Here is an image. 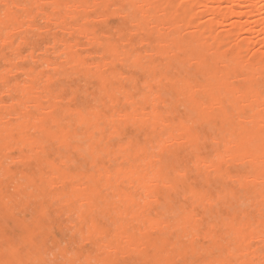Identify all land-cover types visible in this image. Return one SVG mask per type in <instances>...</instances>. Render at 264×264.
Returning <instances> with one entry per match:
<instances>
[{"label":"rangeland","instance_id":"obj_1","mask_svg":"<svg viewBox=\"0 0 264 264\" xmlns=\"http://www.w3.org/2000/svg\"><path fill=\"white\" fill-rule=\"evenodd\" d=\"M68 1L70 3L72 2V0ZM115 1V7H111L110 12L108 11V13H106V18L104 21L106 24L105 29L103 31H98L97 35L95 36L96 41L88 46L86 44V35H81L78 32L61 30L62 28L59 29V25L57 23L53 22L52 20L49 21L48 19H45L44 14L36 13V17L33 22L36 28L32 31V33L27 35L28 43L22 45L19 49L14 48L8 50V55L5 61L4 58L0 57V72H4L3 68L5 69L6 67L10 70V72L6 75V78L0 80V92H2L1 90H8L0 94V189L3 190L2 199L9 208L7 211H4V208H0V254L2 251L6 252V246L8 243L10 244L17 241L16 233H19L23 230V226L19 225V222L22 221L23 225L34 228L36 231V234L38 235L35 237L36 245L32 249L18 250V252L13 255H11L10 252L6 253V255L9 254L6 259V264H13L18 260L23 261L22 264H147L146 260L140 259V253L138 251H142L143 248H145V246H142V244L144 245L147 240L155 238L159 235L170 240V245L166 247V250L168 254L171 255L169 261L174 264H209L211 261L217 263L221 259H228L232 260L233 262L236 261V264H242L246 258L241 256L236 251L237 241L232 235L227 233V229L223 225V222L227 221V215L230 216V214L233 212L236 214H242L245 211H249L251 213L250 218L252 225L259 228L263 227L264 229V206L262 208V215L259 216L256 213L259 203L255 202V199H246V192L242 184H239L237 181L232 182L227 177H214L215 173L212 169L209 168L208 170L206 166H201L195 162L196 157L194 153L189 152L173 155L172 153L167 152L166 155L169 160L166 162L167 165L164 164L166 165L164 170L168 171L169 175L174 176H177V174L174 172L176 169H180L181 172H186L189 183L193 184L197 189L206 193V195L209 197H213L211 206L207 207L206 213H202L203 215L201 214V221L198 222V226H200L204 231V238L194 241L190 232V226H187L183 232L179 230L180 233H178L175 227V221L179 220V215L177 214L175 216L176 213H165L164 219L170 222V224H173L170 226L169 230H152L151 228L143 226L141 216L137 215L136 211L139 209L140 212L142 209L147 208L145 209L147 213H153L155 210L159 211L162 209V206L157 201L151 202L150 205H145L142 202L143 198L141 199V197H144V190L141 189L138 182L136 181L134 182L130 179L135 186L129 184L130 181H126L124 184L125 187L123 186L126 193L135 196L136 201H125L120 197V201H118L119 199L117 194H119V191L115 187L116 172L119 170L135 172L136 170V172L139 171L143 173L145 178L148 177V174L149 176H152V171L154 172L159 168L158 163L153 161V157L159 153L160 148L158 149L157 146L160 140H162V138H167L171 132L177 134L181 129L180 126L177 124H172L170 127H167L163 130H155V123L153 121L146 122L144 125L146 135L143 134V137L140 138L141 148L139 149L137 155L134 157H124L125 152L117 146V144L122 141L119 138H113L112 135L109 134L112 126L107 125L102 132L100 131L96 133L95 131V134L91 131L92 133H88V135L81 130H76V134L73 133V131H70L69 133L73 136L71 137L72 140H69L74 143L75 146L77 145V150L75 151L70 147L69 143H61L55 140L58 135L57 128L54 127L47 131V135L41 129L36 128L32 122L33 116H37L41 112V108L39 106L32 105L31 103V105H28L29 98L34 93L35 95H39V101L41 104H46L47 100L52 98V95L56 93H61L62 97H66L70 100L72 99V104L76 103L80 105L83 110H85L88 106L97 107L99 104V101L94 100L88 91V81L91 78V75L77 73V68L74 64H65L58 69L54 67V63L60 64L64 60L60 59L61 52V56L65 58L63 51L65 49L63 47L64 45L58 44L53 48L54 42L59 38H63L66 42L72 41V43H76L77 53L80 54L81 57H84L85 55L89 56V62L94 64V66L93 64L91 65L93 72L100 71L102 69V62L104 61V58L109 59L111 57L110 53L105 49V47L102 48L99 45V42L107 40L115 43L120 48V50L122 49L124 40V43L128 44V46H126L127 48H132L134 52L139 51L140 60L142 63L153 62L158 68L162 70H166V68L169 66L168 57L157 54L150 55L147 53L143 46L144 37L133 32L135 23L133 22L132 25V20L126 23L122 31L117 28L118 16L115 15V11L117 8H119V5H122L124 8L125 6L127 7L126 11L124 10L125 12H129L130 10L128 5H126L125 0ZM151 1L160 12L156 15V18L159 20L160 24H162V29L158 30L157 32H146V35L153 39H157L159 35L164 36L169 34L174 27H176L180 32L178 34L180 37L185 39L196 37L197 33H194L195 29L193 28V24L202 26L208 25V23H210L213 18L211 13L213 7H216L221 11L223 8L229 10L226 14V17L220 18L221 15H218L217 22L213 25H209V27L201 32L203 40L207 44L217 41L219 42V47L221 49H227L226 51L228 52H230L229 50L232 48L235 55L237 56V59H245L247 62H250V64L252 63L256 65V67L258 66L260 70H264V21L260 20L262 13L260 14L258 10L249 11L243 0ZM73 2H75V0ZM88 3L89 5L94 6V0H88ZM1 4L2 3L0 2V5ZM204 9L206 12L203 11ZM101 12L102 9L98 8L97 6L91 7L86 15H84L82 12L75 18H67L65 23L68 24L66 26L68 27L69 25L68 28H70L72 24L73 26H83L88 24L97 25L100 23V19H98V17ZM49 13L55 15L57 10L55 8H51ZM92 17H94V20ZM85 18L86 20H83ZM147 25L149 27L153 25L151 20L147 21ZM239 25H241L242 28H235ZM44 27L46 28L44 29ZM103 32L106 33V35L103 34ZM13 34L14 33L12 31H9L6 35L11 36ZM1 36L5 37L4 34ZM53 40L55 41L53 42ZM220 40L224 41L225 44H220ZM153 45L158 46V42L154 41ZM87 51L88 54H86ZM23 54L25 55V58L21 57ZM48 60H50L53 65H48ZM190 64L191 63L188 60L178 64L179 70L176 69V74L173 76L177 84H181L187 79L188 73L186 71L189 70ZM114 69L121 71L126 75L134 73V68L132 67L131 62L127 61L116 63ZM228 70L230 71V74L233 78L239 75L238 73L240 69L235 66H229ZM11 71L14 72L11 73ZM48 73L53 77L54 81L52 93H41L40 89L44 82L43 75ZM138 73L141 74V71ZM244 73L246 76L250 74L248 70ZM247 73L249 74L247 75ZM146 77V80L149 81V83L153 86L152 88L154 89L152 91L151 88L141 86L142 89L140 91L144 95L142 94V96L140 95L136 98L142 103V107L145 110H150L152 107V102L150 99L146 101L145 96L152 97L153 93L157 90L158 85L157 80H154L152 75H150V78L149 76ZM31 79H33L32 83ZM189 79H192L191 82H193V84L199 90L196 93V98L205 105H208L209 102L213 100L214 96H219L215 85L207 87L206 89H200V85L204 84L206 81H210L214 84V81L208 76L207 73L199 74ZM12 81L14 83H12ZM23 81L24 84L28 82L27 85H24L22 83ZM248 84L249 82L247 79L241 77L232 83L235 91H221L219 97L220 104L217 105L215 109H211L209 111L207 110L210 113L205 115L206 122L198 120V126L197 124L195 125L200 131L202 138V149L203 152L208 156V159L214 158V155L217 153V151L222 149L224 146V139L229 136L224 128L220 127L219 125H214V122L212 123L209 121L218 120L220 116L223 115L224 111L226 113L225 115L233 119L235 123L239 124V122L247 120V123L245 124L246 131H264V123L260 125L258 123L250 122L248 119L257 117L258 115L264 116V114L259 112L258 109L250 103H244V105L236 101L239 94H247L248 97L253 96V98L261 94L264 96V78L257 79L255 82L249 85ZM124 86H126V88H131L128 84ZM248 86L251 87V91L249 92ZM35 88H38V90ZM23 89L25 90L23 91ZM125 90L121 89L120 91L123 92ZM118 94L121 95L119 91ZM46 96L47 100L43 99V97ZM4 101L10 103L7 105V103L4 104ZM2 102L3 104H1ZM252 102L255 103V101ZM66 107L67 109L63 116V122L65 124L69 123V119L72 118V105H66ZM185 107L186 106L184 105H180L178 107L179 113L188 112V108ZM124 109L133 111L134 106H127ZM14 113L18 115L16 116ZM238 115L240 118H238ZM162 118L167 119V115L164 114ZM25 120L26 122L29 121L28 125H24ZM3 122L4 124H2ZM17 128H19V130ZM177 129H179L178 132ZM28 137L32 138L29 139ZM214 138H216L215 141H213ZM14 140L17 141V143H14V145L11 146V149L7 148L8 150L6 151V147L12 144ZM28 140L31 142L29 141V143ZM43 142L44 146H46L48 149V154L42 159L43 161L41 166H38L36 162L40 156L38 150L43 145ZM90 142L93 144H99L97 150L93 151L91 148H88ZM175 144L177 143L175 142ZM181 144L186 145L184 142H181ZM80 145L84 146L85 148H79ZM111 145L114 147H111ZM175 146L177 145L171 146V149H174ZM118 149L119 154L116 152ZM86 150L88 151L86 152ZM148 150L150 152H148ZM115 152L117 155L114 154ZM84 153H86V155ZM108 153L110 155H108ZM24 154L26 156H24ZM59 154L61 155L59 156ZM16 155L17 157H15ZM18 155L21 157V160L17 159L19 158ZM29 155H32L30 159L28 158ZM90 157L91 159H88ZM13 158L15 160H13ZM125 158H127V160H125ZM142 159H144V161ZM50 160L54 161L53 167L48 164ZM62 161L64 163H62ZM113 161L115 164L112 165ZM101 165H104L110 170L111 173H114L111 178H108L106 175L100 176L96 172L98 167H102ZM117 168L119 169L118 171ZM48 169L51 171L54 169L52 172H54V174L57 172L58 176L66 173L67 177L71 178L72 175H74L73 178L76 181L70 186L69 189L74 201L72 204H66L65 198H61L60 196L55 198L51 197V199L46 198L48 199V204H46V212L43 215H40V223L36 226H33V219L36 216L34 213L36 204L34 203V199H29V201H27L26 194L29 192L30 194L35 192L37 193L38 188H43L46 191L51 190L52 186L50 185V182L55 183L59 179H56L57 175H52V177L45 176L43 172L49 171ZM150 169L152 171H150ZM25 173L34 179V189L29 184ZM208 174H210L211 177H207ZM89 178L92 181H89ZM148 178L150 179L147 180V184L152 182L150 185H156L159 182V178L157 177ZM152 179H155V181L158 180V182L155 183V181ZM99 187L103 188V192L107 195V198L104 204L96 207V209L89 213L87 209L81 205L80 201L84 199L82 195L89 194L91 196L93 189H99ZM223 188L237 191L238 199L231 197V195L228 196L224 194ZM217 193L219 195H217ZM184 197L186 198L187 202L190 203L191 208L198 209L200 211L205 209L195 198L184 195L182 196L180 194L176 195V198L179 200H185ZM229 198H231L234 206L227 210V202ZM136 202L141 206L137 205ZM105 204H112L115 210L105 214L103 211L106 207ZM216 204L218 205L216 206ZM128 214H133V217L131 215L129 216ZM96 216L102 221L104 227V234L102 235H90L88 233V225ZM139 229H141V231ZM126 230H129L128 234H134L136 236L140 247L136 246L135 249H131L129 245H126L127 243L123 238H118L116 236V234L119 232H122L125 234V236H128V234H126ZM219 230H222L221 242L227 247V249L222 252L211 249L212 238H214L213 234L218 233ZM85 239L89 240L86 241ZM102 241H104V243ZM251 247H253L250 249V251H252L251 256L259 262L264 260V240L262 238L255 239L251 243ZM181 248L185 250V254H179ZM83 255L86 258L89 257L88 262ZM105 258L108 260L103 261Z\"/></svg>","mask_w":264,"mask_h":264},{"label":"bare ground","instance_id":"obj_2","mask_svg":"<svg viewBox=\"0 0 264 264\" xmlns=\"http://www.w3.org/2000/svg\"><path fill=\"white\" fill-rule=\"evenodd\" d=\"M73 1L74 0H72V2ZM0 2L2 3L0 5V57L4 58V61L7 58L8 50L14 48L19 49L22 45L28 43L27 35L29 33H32V31L36 28L33 24L36 17V13L44 14L45 19H48L49 21L52 20L53 22L57 23L59 25V29L62 28L61 30L78 32L81 35L82 34L86 35V40H87L86 44L88 46L96 41L95 36L97 35V32L103 31L105 29L106 24L104 23V21L106 18V13H108V11L110 12L111 7H115L114 5L116 3L115 0H94V6H97L98 8L102 9V12L99 14L98 17V19H100L99 21L100 23L97 25L88 24L83 26L82 25L73 26L72 24V26L68 28L69 25L68 27L66 26L68 23H65L67 18L70 17L75 18L82 12L84 15H86V13L89 12V9H91V7H94L89 5L88 0H75V2L73 3L72 2L70 3L68 0H0ZM243 2L246 4V7L249 9V11L258 10L260 14L262 13L260 20L264 21V0H243ZM125 3L126 5H128L130 11L125 12L127 7L125 6L124 8L122 5L121 6L119 5V8H117V10L115 11V15L118 16L117 28L122 31L126 23L132 20V25L133 22L135 23V28L133 32H135L136 34H140L144 37L143 46L146 49L147 53H149L150 55L157 54L168 57L169 66L166 68V70H162L158 68L153 62L142 63L140 60L139 51L134 52L132 48L131 49L127 48L126 46H128V44L124 43V40L121 50L115 43L107 40V41L99 42V45L102 48L105 47V49L110 53L111 57L109 59L104 58V61L102 62V69L100 71L93 72L91 68V65L93 63L89 62V56L85 55L84 57H81V55L78 54L76 51V47H77L76 43H72V41L66 42L64 41L63 38H59L56 41L53 40V42L55 41L53 48L56 47V45L58 44L64 45L63 47L65 48L63 50L65 58L61 56L62 55L61 48L63 47L60 48L61 51L58 50L61 52L60 59H64L63 62L60 64L54 63V67L58 69L65 64L68 65L74 64L77 68L76 69L77 73H85L87 75H91V78L88 81V91L94 100L99 101V104L97 107L88 106L85 110H83V108L80 105L76 103L72 104L73 101L72 99L70 100L66 97H62L61 93L60 94L56 93L52 95V98H50L49 100H47V96L43 97V99L47 100V103L41 104L39 101L40 98L39 95H35L34 93L33 95L30 96L28 105L31 104L37 105L41 108V112L37 116H33L32 118L33 120L32 122L34 123L35 127L44 131L45 134H47V131H49L50 129L54 127L57 128L58 135L55 140L61 143H69L70 147L76 151L77 145L75 146V144L70 141L72 140L71 137L73 136L72 134L69 133L70 131H73V133L75 134L77 132L76 130H81L87 133V135L88 133L91 134L92 132H94L95 134V131L96 133L100 131L102 132L105 126L109 125L112 126L111 130L109 131L110 132L109 134L112 135L113 138L115 139L119 138L122 141L119 144H117V146L120 147L125 152L124 153L125 156L124 155L122 156L134 157L137 155L139 149L141 148L140 138L143 137V134L146 135L145 126H144L146 122L153 121L155 123V128H154L155 130H160V129L163 130L167 127H170L172 124H177L178 126L181 127L180 130L177 129V132L178 130L179 132L177 134L171 132L167 138L164 139L162 138L159 144L157 142L158 144L157 148L158 149L160 148L159 153L155 156L152 154L154 156L153 161L155 163H158L159 168L154 172L150 169L153 175L149 176L148 174V177H157L159 178V182L158 180L155 181V179L154 180L152 179L153 181H155V183L156 182L158 183L156 185H152V184L150 185V183L152 182L147 184V180L150 178L146 177L147 178L146 179L145 176H143V173L139 171L136 172V170H135L136 173L134 171L132 172L121 171L117 168V171L118 170L119 171L116 172L115 175L116 176L115 187L119 191V194H117L118 199L120 197L122 200L125 201H131V202L136 201L134 195L128 194L124 190L125 187L124 184L126 181H130L129 184L131 185H133L132 181L134 182L136 181L138 182L141 189L144 190L143 191L144 197H141V199L143 198L142 202L145 205H150L151 202L157 201L162 206V209H160L159 211L155 210L153 213L152 212L147 213L145 211V209L147 208L142 209L140 212L139 209L136 211V214L141 216V221L143 226L151 228L152 230H166V229L169 230L170 226L173 224H170V222L164 219L165 213L166 212L176 213L175 216L178 214L179 220L178 221L176 220L175 221L176 223L175 222L174 223L176 224L175 227L178 233H180L179 230L183 232L185 231V228L187 226H190V232L194 241L204 238L205 237L204 231L200 226H198V222L201 221L200 219L202 218L203 215L202 213H206L207 207L211 206L213 197H209L208 195H206V193L197 189L193 184L189 183L186 172L183 171L181 172L180 169H176L174 172L177 174V176H174V175H169L168 171L164 170L165 166L167 165L166 162L169 160L166 155L167 152L172 153L173 155H179L190 152L195 154L196 157L195 162H197L201 166H206L208 170L209 168L213 170V172L215 173L214 177H218V178L227 177L232 182L237 181L239 184H242L246 192L245 194L246 199L249 200L255 199L256 200L255 202L259 203V207L256 209V213L259 216H261L262 208L264 206V131L262 132L246 131L245 124L247 123V120H243L242 122H239V124L235 123L233 119L225 115L226 113L224 111L223 115L220 116L218 120L215 121L209 120V121L212 123L214 122L213 123L214 125H219L220 127L224 128L229 134V136H227L224 139V146L222 147V149L217 151V153L214 155V158L208 159V156L203 152L202 149V144H201L202 138L200 135V131L195 126L196 124L198 126L199 124L198 120L206 122L205 115L210 113L208 111L211 109H215L217 105L220 104L219 97L221 91L223 90L235 91V88L232 85L234 81L243 77L247 79L249 84H251L255 82L257 79L264 78L263 69L260 70L258 66L256 67V65L252 63L250 64V62H247V60L245 59L244 60L237 59V56L235 55L231 47H230L231 50H229L230 52H228L226 51L227 49L224 48L221 49L219 47V42L217 41L207 44L203 40V36L201 32L205 30L207 27H209V25H213L214 23H216L218 15H221L220 18L226 17V14L228 13L229 10L223 8V10L221 11L218 8L213 7V10L211 11L213 18L210 21V23H208V25L202 26V25L193 24L194 25L193 28L195 29L194 33L195 32L197 33L196 37H192L189 39L180 37V35H178L180 32L177 30L176 27H174L172 28L169 34L164 36L159 35L157 39H153L147 36L146 32L148 31L157 32L158 30L162 29V24H160L159 20L156 18V15L160 12L153 4V2L151 0H125ZM51 8H55L57 10V13L55 15L49 13V10ZM203 11L206 12L205 9ZM92 18L94 20V17ZM83 20H86V18ZM148 20H151V22L153 23L151 27L147 25ZM45 28L46 27H44V29ZM235 28L240 29L242 28V26L239 25L236 26ZM9 31L10 32L12 31L14 34L11 36L6 35ZM2 34H4L5 37H2L1 36ZM103 34L106 35V33L104 32ZM154 41L158 42V46L153 45ZM220 44L224 45L225 43L224 41L220 40ZM86 54H88V51ZM24 56L25 55L23 54L21 57ZM185 60H188L191 63L189 70L186 71L188 73V77L181 84H177L173 76L174 74H176L175 72L176 69L179 70L178 64H181ZM124 61L131 62L132 67L134 68V73L130 75H126L123 72L114 69L116 63L124 62ZM47 64L51 65L52 63L50 60H48ZM95 65L97 66L96 63ZM229 66H235L239 68L240 69L238 73L239 75H237L236 73L237 76L233 78L230 74V71L228 70ZM3 70L4 72H0V80L5 79L6 75L10 72L9 68L7 69V67L5 69L3 68ZM247 70L250 72V74L247 73V75L249 74L248 76H246L244 73ZM139 71H141V74L138 73ZM13 72L11 71V73ZM205 73H207L208 76L212 78L214 84L211 83L210 81L208 82L206 81L204 84L200 85L201 86L200 89H206L207 87L215 85L219 95L217 97L214 96L213 100L210 101L208 105H205L196 98V93L199 90L193 84V82H191L192 79H189V78H193V76L195 77L199 74H205ZM150 75L153 76L154 80H157L158 88L153 93L152 97L145 96L146 101L150 99L152 102V107L150 108V110H145L142 107V103L138 101L136 97H139L140 95L142 96L143 94L140 91L142 89L141 86L151 88V90L153 91L154 89L152 88L153 86L149 83V81L146 80L147 78L146 76H149L150 78ZM43 77H44V82L42 81L43 85L40 89L41 93H52V88L54 87L53 77L50 76L49 73L43 75ZM32 82L33 79H31V83ZM12 83L14 82L12 81ZM22 83L24 84V81ZM27 83H25L24 85H27ZM126 84H128L131 88H126V86H124ZM35 89L38 90V88ZM121 89L124 90L126 89V90L121 92L120 91ZM248 89H249L248 92L251 91L250 86H248ZM6 90L5 91L1 90L2 92H0V94L6 92ZM24 90L25 89H23V91ZM118 91L120 92L121 95L118 94ZM229 101H233V100H229ZM236 101L240 104L250 103L251 105H254L259 112L264 114V96H262V94L255 98H253V96L248 97L247 94H239ZM252 101H255V103H253ZM5 103L7 102L4 101V104ZM1 104H3V102ZM66 105H72L71 108L72 118L69 119L70 121L69 123L65 124L63 122L64 119L63 116L67 109ZM180 105L186 106L185 108H188L189 111L179 113L178 107ZM127 106H134L133 111L124 109ZM164 114L167 115V119L162 118ZM15 115L17 116L18 114ZM238 118H240L239 115ZM248 119L250 120V122L258 123L260 125L264 123V116L258 115L257 117L248 118ZM2 124H4V122ZM25 124L28 125L29 121L26 122L25 120L24 125ZM17 129L19 130V128ZM28 138L30 139L32 137H28ZM215 139L216 138H214L213 141H215ZM29 141L30 140H28V142ZM175 142L177 144H175ZM181 142H184L186 145H182ZM14 143L16 144L17 141L14 140L12 144L6 147V151L8 150L7 148L11 149V146L14 145ZM173 145H177V146H175L174 149H171V146ZM98 146H99L98 143L93 144L92 142H90L88 148H91L94 151L97 150ZM111 147L114 146L111 145ZM79 148L84 149L85 147L80 145ZM38 151L40 153L39 154L40 156L36 160V162L38 166H41V163L43 161L42 159L46 157V155L48 154V149L46 148V146H44V142ZM87 151L88 150H86V152ZM116 152L118 153L119 149ZM116 152L114 153L115 155H117ZM148 152L150 151L148 150ZM84 154L86 155V153ZM60 155L61 154H59V156ZM108 155L110 154L108 153ZM24 156L26 155L24 154ZM15 157H17V155ZM31 157L32 155L31 156L29 155L28 158L30 159ZM14 158L13 160L16 159ZM17 159L21 160V157ZM88 159H91V157ZM125 160H127V158H125ZM142 160L144 161V159ZM62 163L64 162L62 161ZM48 164L53 167L54 161L50 160ZM113 164H115L114 161L112 165ZM101 166L102 167H98L96 169V172L100 176L106 175L108 178L109 177L111 178V176L114 173H111L110 170L104 165ZM52 171L51 170L44 171L43 174L45 176H50V177H52V175L53 176L57 175V172L54 174V172ZM61 175L59 176L57 175L56 177V179H59L58 180L59 182L56 181L55 183L54 182L52 183L49 181L51 183L50 185L52 186L51 190L46 191L43 188H38L37 193L35 192L33 194H30L29 192L26 194L27 201H29V199H34L35 201L34 203L36 204V207L34 208V213L36 214V216L33 219V226H36L40 223L41 221L40 215H43L46 212V204H48V199H51V197L55 198L57 196H60L61 198H65L66 204L73 203L74 200L72 199L71 192L69 191V189L70 186L76 181L73 178L74 175H72L71 178L67 177L66 173L65 174L63 173ZM208 175L207 177H211L210 174ZM25 176L28 179L29 184L34 189L35 187L34 179L31 178V176H29L28 174H26ZM88 180L90 181L91 179L89 178ZM223 190H224L223 191L224 194L228 196L231 195V197L238 199L237 191L231 189H225V188H223ZM91 194H92L91 196L89 194L82 195L84 201L83 200L80 201L81 205L84 206L89 213H91V211L96 209V207H99L100 205L104 204L107 198V195L103 192V188L101 187H99V189L94 188ZM178 194L182 196L184 195L195 198L198 201V203L201 204V206H203L205 209L200 211L198 209L191 208L190 203L187 202L185 197H184L185 200H179L176 198V195ZM217 195L219 194L217 193ZM2 198H3V190L0 189V208H4V211H7V209L9 208L5 204ZM118 201H120V199ZM136 204L140 205L137 202ZM217 205L218 204H216V206ZM105 206L106 207L103 210L105 214H108L111 211L115 210L112 204H107V205L105 204ZM233 206L234 204L231 198H229L227 202V210ZM133 214L130 215L133 217ZM227 216H228V220L224 221L223 225L227 229V233L229 235H232L233 238H235V240L237 241L236 251L241 256L246 258V260L242 264H264V260H262L261 262L255 260L254 257L251 256L252 251H250V249L253 248L251 247V243L255 239L262 238L264 240L263 227L259 228L252 225V221L250 218L251 213L249 211H245L242 214H236L235 212H233L232 214H230V216L229 215ZM19 225L23 226V230L19 233H16L17 241L15 240L16 242L14 243H10V244L8 243L6 246V252L4 251L1 252L0 264H6V259L9 255V254L6 255V253L10 252V254L13 255L17 253L18 250L32 249L36 245L35 237L38 235L36 234L34 228H30L29 226L23 225L22 221L19 222ZM103 230L104 227L102 221L97 216L94 217L91 223L88 225V233L90 235H95V234L102 235L104 234ZM139 230L141 231V229ZM128 231L126 234H128ZM221 232L222 230H219L218 233L213 234L214 238H212V244H211L212 250L222 252L225 251V249H227V247L223 245V243L221 242L222 240ZM116 236L118 238H123L127 243L126 245H129L131 249H135L136 246H139V241L134 234H128V236H125V234L119 232L116 234ZM88 240L89 239H87L86 241ZM102 242L104 243V241ZM168 245H170V240L160 235L156 236L155 238L149 239L144 243V245L142 244V246H145V248H143L142 251L141 250L138 251L140 253L139 254L140 259L146 260L147 264H174L171 261H169L171 255L168 254L166 250V247ZM184 252L185 250L181 248L179 254L181 253L185 254ZM88 258H86L87 262H88ZM106 260L108 259L106 258L103 259V261ZM235 262L228 259H221L217 263L211 261L209 264H236ZM22 263L23 261L18 260L15 261L13 264H22Z\"/></svg>","mask_w":264,"mask_h":264}]
</instances>
